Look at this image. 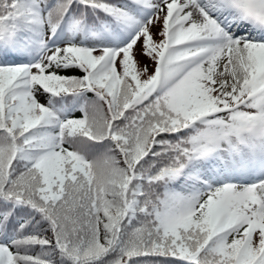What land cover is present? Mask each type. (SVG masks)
Masks as SVG:
<instances>
[{
	"label": "snow or ice",
	"instance_id": "snow-or-ice-1",
	"mask_svg": "<svg viewBox=\"0 0 264 264\" xmlns=\"http://www.w3.org/2000/svg\"><path fill=\"white\" fill-rule=\"evenodd\" d=\"M0 264H264V0H0Z\"/></svg>",
	"mask_w": 264,
	"mask_h": 264
},
{
	"label": "trees",
	"instance_id": "trees-1",
	"mask_svg": "<svg viewBox=\"0 0 264 264\" xmlns=\"http://www.w3.org/2000/svg\"><path fill=\"white\" fill-rule=\"evenodd\" d=\"M148 66H149V68L151 69L152 68V63L149 61V63H148ZM66 74H68V75H72V74H77V73H66Z\"/></svg>",
	"mask_w": 264,
	"mask_h": 264
},
{
	"label": "rangeland",
	"instance_id": "rangeland-1",
	"mask_svg": "<svg viewBox=\"0 0 264 264\" xmlns=\"http://www.w3.org/2000/svg\"><path fill=\"white\" fill-rule=\"evenodd\" d=\"M145 63H147V64H148V63H149V61H145Z\"/></svg>",
	"mask_w": 264,
	"mask_h": 264
}]
</instances>
